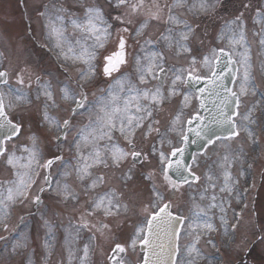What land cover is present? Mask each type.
I'll return each mask as SVG.
<instances>
[{
	"label": "snow or ice",
	"instance_id": "snow-or-ice-1",
	"mask_svg": "<svg viewBox=\"0 0 264 264\" xmlns=\"http://www.w3.org/2000/svg\"><path fill=\"white\" fill-rule=\"evenodd\" d=\"M106 2L116 15L106 11L98 0H48L39 6L37 15L44 21L48 41L42 47L51 44L65 73L82 65L76 67L74 82L71 77L42 80L37 75L33 90L30 74L25 86L26 67L15 73V85L10 83L9 71L0 70V163L11 172L9 179L0 180V227L9 230L7 221L14 205L31 198L32 204L38 206L43 203L40 194L48 191L58 203L72 204L73 216L63 235L66 264H92L98 237L114 244L105 257L107 264H125L122 254L138 246L143 249L141 264H200L205 258L200 241L216 231L209 213L219 209L225 230L236 228L225 218V204L234 192L239 196V176L244 173L236 175L233 169L243 164L246 154L242 149H232L230 142L243 131L253 145H258L259 137L253 129L259 122L254 116L257 106L264 119V89L260 92L261 101L246 114L239 112L241 97L255 96L260 87L252 72L253 51L244 13L221 27L216 39L226 41V46L211 48L198 61L193 47L199 39L200 25L196 21L211 17L219 0ZM250 6L243 5L245 9ZM253 23L258 25L253 32L259 49L255 56L264 67V5L256 9ZM116 25L119 27L115 29V42L110 47ZM154 27L159 32L155 37L151 31ZM129 37L135 43L131 53ZM199 42L202 47L203 40ZM185 55L191 57L187 67L169 63L171 58ZM235 65L240 67L234 68ZM125 68L128 70H122ZM201 68H206L208 74L202 75ZM228 74L232 75L235 89L225 83ZM98 75L107 78V86L100 89L99 95L92 93L89 99V86ZM201 81L205 82L204 87L189 91L190 84ZM209 98L211 108L206 103ZM174 100L179 101L178 108L162 131L157 117ZM193 100L198 101V108L185 118V109H191ZM33 106L38 119L26 120L24 114L31 113ZM58 109L63 115L53 114ZM200 109L207 115H202ZM22 137L23 142L17 143ZM150 137L155 138L150 150L138 149V142ZM45 140L57 142V151L47 157L41 147ZM199 141L204 149L200 155L207 156L209 151L216 155L200 194V200L208 202L202 204L193 198L190 215L178 214L155 184V172L141 173L153 182L152 198L140 205L143 216L124 243L118 242L123 223L135 205L114 187L100 191L108 179L102 170L119 171L122 185L128 188L134 183L135 164L153 157L168 191L175 193L201 180L192 170L197 157L193 156V164L185 159L189 144ZM61 145H67L72 153L67 161ZM220 147L223 151L218 150ZM130 159L132 165L124 170ZM53 166L62 168L59 178H54ZM37 187L38 194L32 195ZM217 189L227 195L218 199ZM46 215L42 214V221L47 230L43 241L47 261L55 252L57 224L44 218ZM23 222L21 217L20 223ZM12 231H19V225ZM84 231L90 235L81 246ZM252 235L249 247L259 245L264 251V227ZM188 237L187 243L181 242ZM28 239L26 233H21L12 244V252L27 247ZM0 240L5 237L0 236ZM207 243L215 247L211 239ZM28 264H32L30 257Z\"/></svg>",
	"mask_w": 264,
	"mask_h": 264
},
{
	"label": "rangeland",
	"instance_id": "rangeland-1",
	"mask_svg": "<svg viewBox=\"0 0 264 264\" xmlns=\"http://www.w3.org/2000/svg\"><path fill=\"white\" fill-rule=\"evenodd\" d=\"M47 2L48 0H0V41L5 45V48H7V51L12 57H9V54L7 57L0 45V53L4 55L0 57V64L1 66L4 65L5 68L9 70L10 83L13 85L16 83L15 73L25 67L28 69V72L25 73V86H27L28 76L30 74L32 79L31 87L33 90L37 87L35 83V77L37 75H39L42 80L51 78L67 80L71 77L74 82L77 79L76 67H82V65L71 67L69 68V73H65L64 69L60 67L61 61L57 60L56 51L52 49L51 44H48V47H42V45L47 44L48 41L44 36V21L37 15V11L40 5ZM88 2L95 3L97 0H88ZM98 2L104 5L106 11L111 12L112 15L117 14L108 6L106 0H98ZM246 3L251 5L247 9L243 7ZM262 5H264V0H219L217 9L211 17L198 18L196 21V23L200 25L198 34L199 39L193 42V47L197 55V60L200 61L202 55L208 54L211 48L226 46V41L216 39L221 27L226 21L234 19L241 12L244 13V20L247 25V39L251 43L253 51L252 72L255 76L256 83L260 87L257 88L255 96L249 94L247 97H241V105L239 108L241 114H246L253 104H256L257 101H261L262 97L260 92L264 89V67L261 66L260 59L255 56V53L259 51V49L257 38L253 36V32L258 30V25H254L253 23L255 11ZM30 27L31 32H28ZM118 27L119 25H116L113 29V39L110 41V47L115 42V29ZM151 31L154 37L159 34L155 27L151 29ZM200 39L203 40L202 47L199 42ZM133 51H135V43L134 40L129 37V52L131 53ZM101 52L102 54H106L103 53V50H101ZM99 59L100 57H98V60ZM190 59L191 57L188 55L179 58L173 57L170 59L169 63H174L178 67H187ZM197 66L200 67L199 64ZM65 67L69 66L66 64ZM239 67L238 65V68ZM122 70L128 69L125 68ZM200 72L202 75L208 74L206 68H201ZM242 72L243 69L240 68V73L242 74ZM106 86L107 78L98 75L95 82L89 86V99L92 98V93L99 95L100 89ZM235 87L234 85L232 86L234 89ZM178 105L179 101L174 100L171 104L167 105L164 111L157 117L161 120L160 127L162 131L171 118V115L178 108ZM195 109H197V102L193 100L191 109H185V118L190 114V111ZM260 111V106H257L254 116L259 122L253 125L255 133L259 137L258 145H253L243 131H241L239 138L230 142L232 149H242L246 154L243 164H237L233 169L236 175H239L241 171L244 173L242 176H239V196L234 192L232 196L228 197V201L225 204V218L229 225H236V228L235 230L229 228L226 231L220 221L221 213L219 209H213L209 213V216L216 225V231L208 233L200 241L199 247L205 254V258L200 261V264H209V262L212 261L215 262L217 258L223 259L222 264H264V251L261 250V246L255 245L251 248L249 247L251 240L254 239L252 233L259 227H264V119L260 118ZM53 114L63 115L59 109ZM12 115L15 116L16 114ZM24 115L26 120L31 119L35 121L38 119L35 106H33L31 113L26 112ZM237 122L239 123L238 118ZM23 139L24 137L17 143L23 142ZM154 142V137L140 141L138 142V149H143L145 152H148ZM56 143L55 141L48 143L47 140L42 143L41 147L46 157L49 153L57 151ZM61 146L63 148V155L67 161L72 156V153L69 152L67 145ZM218 150L223 151L222 147ZM259 150L260 156H257L256 154ZM195 156L197 160L195 164H193L192 160V170L201 177V180L199 182H193L192 187L185 185L180 191L175 193H170L168 191L167 185L164 183L160 173L159 164L153 157L135 164L136 174L134 183L128 188L122 185L120 180L121 173L119 171L109 169L102 170L108 179L107 183L100 191H104L109 187H114L118 191L124 192L125 199L131 200L135 205L134 210L136 211L128 213L122 226V238L118 242H124L127 235L133 231L138 221L142 218L143 213L140 212V205L142 203H148L152 198L151 189L153 182L144 179L141 173L155 172V184L164 192L165 200H170L174 210L181 215H190L193 198L202 204L208 202L207 200L201 201L200 194L206 187L205 174L208 172L209 165L216 159V155L212 151H209L207 156L200 154ZM131 165L132 161L130 159L124 170ZM249 165H251V167H249ZM61 170L62 168L53 166L51 172L54 178H59L58 173ZM10 177V170L5 168L3 163H0V180L9 179ZM216 191L218 199L221 196L227 195L220 194L218 189ZM36 194H38V187L32 192V195ZM40 195L43 203L38 206L32 204L31 198H29L24 204L17 203L12 207L7 221L9 230L4 232L0 231V236L5 237V240H0V264H23L22 260L18 258V255L20 256L23 251L24 253H22V255L27 256L25 262L28 264V258L31 254L30 250L27 251V249L30 247V244L35 246L34 252H32L34 253V257H31L32 264H56L59 259L66 264L63 235L64 227L69 223V217L73 216L72 204L64 205L58 203L53 198V194L48 191ZM34 206L37 207L35 211ZM29 212L34 213L30 214ZM28 213L30 216L29 221L25 219ZM44 213L47 214L44 218L54 220L57 224L55 252L47 261L44 259L45 250L43 248V241L47 231L42 221V214ZM21 217L24 218L22 224L20 223ZM17 225H19V231H12V228ZM0 230H3L2 227H0ZM21 233H26L28 235V245L23 249L12 252V244L19 238ZM89 235L90 233L87 231L81 233V246L84 242H87ZM230 235L231 239L229 238ZM189 239L190 237L182 238L181 242L187 243ZM208 239L214 242L215 247L207 243ZM32 241L36 242L32 243ZM97 241L98 246L95 248L94 255L92 256V264H106V251L111 244L108 241L99 239V237ZM12 255L16 257H10ZM61 261L59 264H61Z\"/></svg>",
	"mask_w": 264,
	"mask_h": 264
},
{
	"label": "water",
	"instance_id": "water-1",
	"mask_svg": "<svg viewBox=\"0 0 264 264\" xmlns=\"http://www.w3.org/2000/svg\"><path fill=\"white\" fill-rule=\"evenodd\" d=\"M231 81H232V75L228 74L226 76V78H225V83L228 85V87H230ZM204 86H205V82L204 81H201L199 84H195V85L190 84V87H192L193 89L201 88V87H204ZM206 103H207L209 108L212 107L211 98L207 99ZM202 113H203V115H207V113H205V112H202ZM202 143H203L202 141H199V142H197L195 144H189V146H188V148H187V150L185 152L186 162L188 161V159H189V157H190V155L192 153V150H197V151H201L202 150V147H201Z\"/></svg>",
	"mask_w": 264,
	"mask_h": 264
}]
</instances>
